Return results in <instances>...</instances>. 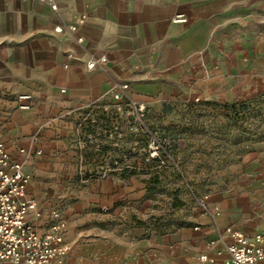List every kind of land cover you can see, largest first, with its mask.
<instances>
[{
  "label": "rangeland",
  "instance_id": "obj_1",
  "mask_svg": "<svg viewBox=\"0 0 264 264\" xmlns=\"http://www.w3.org/2000/svg\"><path fill=\"white\" fill-rule=\"evenodd\" d=\"M107 103L98 133L67 108L28 123L32 110L0 111V142L23 163L43 224L58 213L71 244L131 219L157 264H209L201 254L216 264L213 246L233 231L264 229V85L226 100L174 97L146 107L142 123L111 93ZM150 135L163 151L147 159Z\"/></svg>",
  "mask_w": 264,
  "mask_h": 264
},
{
  "label": "crops",
  "instance_id": "obj_2",
  "mask_svg": "<svg viewBox=\"0 0 264 264\" xmlns=\"http://www.w3.org/2000/svg\"><path fill=\"white\" fill-rule=\"evenodd\" d=\"M101 56L105 69L86 67ZM116 82L128 85L123 102L152 109L174 97L226 100L261 87L264 0H0V111L28 112L15 104L28 93L32 116L19 121L67 108L98 133ZM118 221L117 234L74 233L64 264H157L152 236ZM222 248L213 246L216 264L228 258L217 254Z\"/></svg>",
  "mask_w": 264,
  "mask_h": 264
},
{
  "label": "built area",
  "instance_id": "obj_3",
  "mask_svg": "<svg viewBox=\"0 0 264 264\" xmlns=\"http://www.w3.org/2000/svg\"><path fill=\"white\" fill-rule=\"evenodd\" d=\"M51 9L57 11V5L52 4ZM176 19L185 20L182 15ZM55 30L58 32L61 28ZM67 30L73 33L76 26H70ZM106 64L107 57L101 56L87 61L86 67L105 69ZM127 88L126 83H114L111 92L113 98L124 101ZM31 100L32 96L28 93L18 94L15 97L17 109L29 111ZM124 107L142 123L146 109L144 104L128 100ZM121 108L120 105L119 110ZM161 151L163 146L159 139L150 135L147 159L160 157ZM19 153H24V150H19ZM27 187L28 176L23 171V163L13 159L7 147L0 142V264H64L70 251L65 220L52 212L50 219L43 224L42 212L36 201L27 195ZM222 252L228 256L226 264H264V229L252 236L239 230L233 231L231 241L223 244L222 251L217 254ZM200 260L213 261L207 255H201Z\"/></svg>",
  "mask_w": 264,
  "mask_h": 264
}]
</instances>
